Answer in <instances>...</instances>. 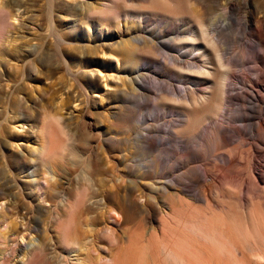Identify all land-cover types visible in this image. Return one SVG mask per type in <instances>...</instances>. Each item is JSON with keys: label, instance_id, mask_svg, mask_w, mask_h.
<instances>
[{"label": "rangeland", "instance_id": "1", "mask_svg": "<svg viewBox=\"0 0 264 264\" xmlns=\"http://www.w3.org/2000/svg\"><path fill=\"white\" fill-rule=\"evenodd\" d=\"M226 1L183 0L181 4L165 7L160 0H128L123 5L132 13L153 7L207 19L220 13ZM230 1L234 9L228 18H232L233 24L221 32L218 39L223 40L220 46L224 52L223 61L230 65L226 68L233 72L228 81L236 83L233 85L236 90L231 94L239 93L241 107L248 110L256 102L249 97L254 96L253 92L243 84L255 78V68L264 70V31H249L246 25L251 29L255 25H264V0ZM8 2H11V16L0 21L3 44L0 46V209L2 207L8 217L7 221H0V232L6 233L5 237H0V252L4 254L2 264H21L19 246H28L29 240L40 241L42 246L30 253L28 264H35L37 258L42 264H80L78 258L83 261L85 255L92 261L97 259L100 264H117L118 253L125 244L119 239L123 226L110 219V216L114 217L110 209L126 215L127 227L138 222L145 224L148 212L154 213L155 204L161 202L158 196L150 200L155 190L162 186L173 190L179 188L175 183L178 176L190 168L199 172H191L185 180L191 194L212 197L209 195L211 188L222 181L211 146L213 123L207 120L197 125L192 133L194 141L186 150L185 162L178 163L172 158L175 148L165 143L160 145L167 128L175 123L174 119L166 117L171 114L172 107L158 102L162 91L181 90L178 76L188 72L184 65H168V58L178 54L175 47L169 46L177 42L167 47L166 41L162 43L163 40L158 38L162 47L151 50L152 57L149 58L154 68L141 72L140 64L145 55L142 52H136V56L132 54L135 45L132 38L149 35L138 30L136 20L116 18L102 22L96 11H85L97 6L100 0H0V5L5 6ZM178 25L183 27L184 23ZM161 37L169 38L171 34L162 33ZM31 45L36 49L28 53ZM258 52L263 54L259 56ZM218 68L214 67L213 79L223 72ZM88 77L94 86L87 85ZM139 78L144 79V91L137 85ZM122 91L128 94L125 103ZM244 91H249L248 96L243 94ZM260 94L263 100L261 113L264 114V91ZM237 109L236 102L224 103V111L220 112L218 120L226 126L229 119L236 125L244 119L242 146L232 138L218 153L233 150L241 159L251 149L250 144L256 143L249 123H256L257 119L249 111L237 113ZM56 110L63 116L61 122L71 117L85 120L86 131L92 136L82 140L78 130L73 128L70 133L74 137L72 142L78 146L77 151L71 152L68 147L62 158L45 164L38 157L42 138L40 123L43 113ZM201 114L198 111L197 115ZM123 115H128L125 126L116 121ZM152 118L155 121H150ZM152 122L157 128L151 133L155 137L154 146L147 152L140 147L136 135L143 133L142 129ZM21 125H24L23 130ZM72 142L68 140L67 144ZM23 152H29L28 156L22 158ZM255 157L254 168L264 180V150L260 149ZM88 161L97 164L94 172L88 171ZM35 164L38 165L36 169L33 168ZM32 172H35L36 184L28 177ZM52 172L55 174L53 179ZM238 176L241 178L237 179ZM233 177L238 182L242 179L244 185L242 181L239 183L247 189L245 174L238 173ZM125 180L138 181L132 194L117 188L116 185L121 181L125 184ZM231 180L234 181L232 177ZM236 180L233 183H237ZM76 182L81 184L86 197L82 210L75 208L70 214V205L60 197H67ZM110 192L114 193L110 195ZM42 194L49 197V203L37 201ZM37 204L48 210H38ZM128 207L134 208L132 213L127 212ZM68 215L72 217L70 225L66 223ZM152 216L159 226L162 215ZM19 231L26 237L23 242H20L21 235L15 237ZM67 234L72 235L71 240ZM250 264H264V261L252 258Z\"/></svg>", "mask_w": 264, "mask_h": 264}, {"label": "bare ground", "instance_id": "2", "mask_svg": "<svg viewBox=\"0 0 264 264\" xmlns=\"http://www.w3.org/2000/svg\"><path fill=\"white\" fill-rule=\"evenodd\" d=\"M127 1L100 0L97 6L85 11H96L97 18L102 22L116 18L133 19L138 22V30L145 31L149 35L148 37L139 35L136 38H132L135 43L132 54L136 56V52H142L145 55L140 64L141 72L154 68L149 58L152 57L151 50H156L158 46H161L160 41L163 40L162 43L166 41V46L177 42L174 46H169L175 47L178 50V54L168 58V65H184L189 73L186 72L178 76V81L181 82V90L170 89V91H162L160 93L158 102L161 105L165 104L172 107L171 114L166 115V117L174 119L175 122L171 123L170 127L167 128L160 145L162 146L165 143L170 148H175L172 152L173 160L178 163L185 162L187 147L194 141L193 131L197 125L210 120L214 128L211 133V138L214 140V142H211V146L214 148L213 157L219 163L222 181L219 182V186L215 185L213 181L215 186L209 192L212 197H205V195L203 196L200 193L192 195L185 184V180L189 179L191 172L195 171L196 174L198 171L190 168L188 171L180 173L178 181L175 182L179 188L173 190L167 186H162L160 190L156 189L152 194L150 200H154L156 199L155 196H158L161 202L158 203L159 207L158 204H155L156 211L154 213L148 212V221L145 224L138 222L132 227H127L125 226L126 215L110 209V213H113L114 217L116 216L115 218L110 216V219L114 223L123 226L121 229L122 236H119V239L125 244L118 253L119 260L117 264H250L252 258L264 261V180L256 173L254 168L255 155L260 152V149L264 150V114L261 113L260 107L263 102L260 92L264 91V70L259 67L255 68L257 72L255 78L243 84L247 87V90L253 92L251 94L254 96L249 97L254 99L256 105L251 106L248 110L245 107L242 108L240 105V94H231L233 90H236L233 86L236 83L228 81L233 76V72L228 71L230 65L225 64L223 61L224 52L220 47L223 44L221 43L223 40L218 39L220 34H222L221 32L233 24L232 18H228L231 10L234 9L232 1L227 0L226 4L221 7L220 13L207 19L203 16L193 17L187 12L185 13L188 16L178 15L153 7H148L144 10L138 9L132 13L123 5ZM160 1L165 7H169L174 3L179 2L181 4L183 0L178 2L177 0ZM216 2L218 3V1ZM10 3L8 2L5 6L0 5V21L2 22L11 16ZM179 23L181 25L184 23L183 27H180ZM105 26L107 27V25ZM246 27L249 31H264V25L258 27L255 25L253 29L249 25H246ZM151 32H155V36L154 34L150 35ZM162 33L165 35L171 34V37L162 38ZM158 38L161 40L157 41ZM141 44L144 45L141 46ZM0 46H3L1 41ZM34 49L36 48L31 45L28 53L34 52ZM185 53L186 56L182 58L181 55ZM262 54L263 52H258L259 56ZM133 62V65L137 66V62ZM0 63H2L1 48ZM214 67L222 68L223 71L217 79L212 77ZM143 80L139 78L137 85L144 91L145 83ZM87 85L94 86L90 77L87 78ZM253 87L257 90H254ZM202 91L203 93L200 95ZM248 92L244 91L243 94L248 96ZM121 95L125 103L128 94L122 91ZM140 97L142 95H139ZM234 102L238 104L237 113L240 111L248 113L249 111L257 119L256 123H249L250 133L255 137L256 141L254 142L256 143L250 144L251 149L245 150L246 153L243 154L244 156L241 159L237 156L238 153H234L233 150L221 154L218 153L221 146L232 141V138H236L238 146H242L243 128L245 127L242 123L244 119L239 121L241 122L239 125L229 119L225 123L227 124L226 126L218 120L220 112L224 111V103L232 104ZM161 109L166 111L165 108ZM198 111L202 112L199 116L197 115ZM43 115L40 123V135L42 138L40 139L41 145L38 157L41 161H45V164L49 160L62 158L68 147L71 148V152L73 150L77 151L78 146L75 141L72 142L74 137L70 133L73 128L78 130L82 140L86 139L87 136H92L90 132L86 131L87 123L82 118L71 117V119L61 122L60 120L63 119V116L59 110L54 113H43ZM156 115L157 113L155 117ZM154 118L150 119V121H155ZM161 118H163L162 114ZM116 121L125 126L128 122V115L117 117ZM154 123L147 124L142 129L143 133L136 135L137 141L140 142V147L147 152L154 146L155 137L151 134L157 128ZM23 129L24 125H21V130ZM109 137L110 140H113L111 136ZM68 140L72 143L67 144ZM33 152L35 153V151ZM28 154L29 152H23L21 157L25 158ZM37 166L35 164L33 168L36 169ZM29 167L31 168L30 163ZM87 169L94 172L97 169V164L93 161H88ZM238 170H240L242 175L245 174L247 176L248 182H246L248 186L246 183L247 189L245 190L240 184L242 179L239 180V183L233 177L234 175L236 177L238 173L241 174ZM50 174L51 179H53L55 174L53 172ZM28 177L32 178L34 184L37 183L35 172L29 173ZM215 177L213 179H216ZM231 177L237 183H233L234 181L231 180ZM210 178L212 179V177ZM240 178L239 176L237 177V179ZM245 178L243 177L244 180ZM123 181L116 185L117 188L126 190L128 194L136 191L137 180H125V184ZM242 182L244 185V181ZM230 187H234L236 191L234 189V191L231 190ZM112 193L114 192H110V195ZM185 193L188 195H184ZM85 197L86 194L81 189V184L76 182L69 189L67 197L61 196L60 199L70 205L68 211L72 214L75 208L82 210ZM49 200L47 195L42 194L37 201L49 203ZM99 203L102 204L103 201L100 199ZM36 208L38 210H48L41 204H37ZM133 210L134 208L128 207L127 212L132 213ZM140 211L145 212L142 209ZM5 213L1 207L0 221L2 222L8 220ZM158 214L162 216L159 218V226H156V219H152V215ZM71 222L72 217L68 215L66 223L70 225ZM22 232L19 231L15 234V237L21 235L20 242L26 239ZM5 236L6 233L0 232V237ZM67 237L69 240L72 239L70 234H67ZM16 245H19V242ZM41 246L40 241L34 243L31 240L28 241V246H19L20 263H30V260H28L30 253L32 254L34 250H40ZM3 251L6 252V250ZM3 259L4 254L0 252V264H2ZM37 259L35 261L33 259L34 263L42 264ZM78 260L80 264H100L97 259L92 261L88 255L84 256L83 261H81V257Z\"/></svg>", "mask_w": 264, "mask_h": 264}]
</instances>
